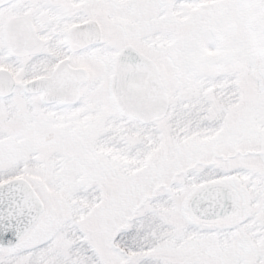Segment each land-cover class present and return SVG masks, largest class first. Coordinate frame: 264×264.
Wrapping results in <instances>:
<instances>
[{"label": "snow or ice", "instance_id": "1", "mask_svg": "<svg viewBox=\"0 0 264 264\" xmlns=\"http://www.w3.org/2000/svg\"><path fill=\"white\" fill-rule=\"evenodd\" d=\"M0 264H264V0H0Z\"/></svg>", "mask_w": 264, "mask_h": 264}]
</instances>
